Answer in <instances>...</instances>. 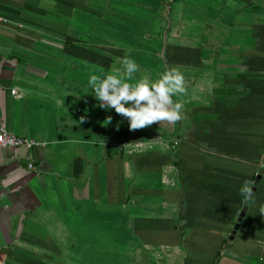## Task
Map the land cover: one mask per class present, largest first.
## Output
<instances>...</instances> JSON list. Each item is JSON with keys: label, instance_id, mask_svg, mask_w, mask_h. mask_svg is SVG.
Returning <instances> with one entry per match:
<instances>
[{"label": "crops", "instance_id": "crops-1", "mask_svg": "<svg viewBox=\"0 0 264 264\" xmlns=\"http://www.w3.org/2000/svg\"><path fill=\"white\" fill-rule=\"evenodd\" d=\"M126 53L184 120L98 106ZM0 126V264H264V0H0Z\"/></svg>", "mask_w": 264, "mask_h": 264}, {"label": "clouds", "instance_id": "clouds-1", "mask_svg": "<svg viewBox=\"0 0 264 264\" xmlns=\"http://www.w3.org/2000/svg\"><path fill=\"white\" fill-rule=\"evenodd\" d=\"M121 63L123 71L116 74H92L89 85L102 109H114L117 115L127 119L129 130L137 131L152 127L154 124L175 125L186 117L184 105L173 97L187 94L184 74L177 67H169L154 82L145 75L135 83H131L139 65L125 54ZM112 117L106 119L111 123ZM81 116L79 123H85ZM254 182L245 180L240 188L245 205L255 203ZM259 213L264 216V205H260Z\"/></svg>", "mask_w": 264, "mask_h": 264}, {"label": "built area", "instance_id": "built-area-1", "mask_svg": "<svg viewBox=\"0 0 264 264\" xmlns=\"http://www.w3.org/2000/svg\"><path fill=\"white\" fill-rule=\"evenodd\" d=\"M14 93L15 90L12 89ZM44 146V142L28 137L17 135L6 128L0 126V147H23L24 149L30 151L33 148ZM27 167L29 169H34V164L30 159V155L27 158Z\"/></svg>", "mask_w": 264, "mask_h": 264}, {"label": "rangeland", "instance_id": "rangeland-1", "mask_svg": "<svg viewBox=\"0 0 264 264\" xmlns=\"http://www.w3.org/2000/svg\"><path fill=\"white\" fill-rule=\"evenodd\" d=\"M166 9H170V5H167V6H166Z\"/></svg>", "mask_w": 264, "mask_h": 264}]
</instances>
